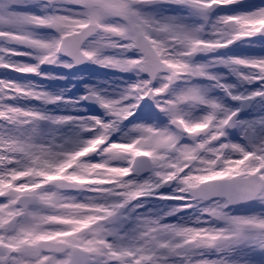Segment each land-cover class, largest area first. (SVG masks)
Returning a JSON list of instances; mask_svg holds the SVG:
<instances>
[{"label":"snow or ice","instance_id":"obj_1","mask_svg":"<svg viewBox=\"0 0 264 264\" xmlns=\"http://www.w3.org/2000/svg\"><path fill=\"white\" fill-rule=\"evenodd\" d=\"M258 45L247 0H0V264H264Z\"/></svg>","mask_w":264,"mask_h":264},{"label":"bare ground","instance_id":"obj_2","mask_svg":"<svg viewBox=\"0 0 264 264\" xmlns=\"http://www.w3.org/2000/svg\"><path fill=\"white\" fill-rule=\"evenodd\" d=\"M247 2L255 4V5H260L264 4V0H247ZM242 54H247V55H261L264 54V49H261V47L258 45L257 47L253 49H245L241 50ZM59 71V70H56ZM85 76L88 75V78L91 79H103L108 77L109 75H112L111 73H108L107 70L104 69H97L94 67H90L87 71L84 72ZM2 75V74H0ZM33 79H36L33 77ZM43 83L48 84L50 87H54L56 85V82H49V81H44ZM68 82H61L60 84H64ZM54 84V86L52 85ZM74 92H82L83 89L80 87L79 89L73 90Z\"/></svg>","mask_w":264,"mask_h":264},{"label":"rangeland","instance_id":"obj_3","mask_svg":"<svg viewBox=\"0 0 264 264\" xmlns=\"http://www.w3.org/2000/svg\"><path fill=\"white\" fill-rule=\"evenodd\" d=\"M59 71H62V70H59ZM73 71L75 72V70H73ZM0 74H3L2 70H0ZM82 74L85 76V73H84V72H83ZM85 77L88 78V75H86ZM70 82H71V81H69L68 83H70ZM60 83H61V82H56V85H58V84L61 85ZM77 83H78V86H79V83H80V82H77ZM52 85L54 86V84H52ZM56 85H55V86H56ZM74 90H76V89H74Z\"/></svg>","mask_w":264,"mask_h":264}]
</instances>
